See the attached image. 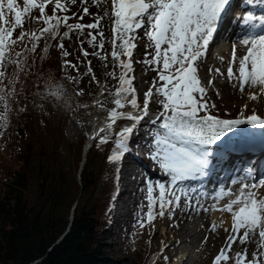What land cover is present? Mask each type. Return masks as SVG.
<instances>
[{
	"label": "snow or ice",
	"instance_id": "snow-or-ice-1",
	"mask_svg": "<svg viewBox=\"0 0 264 264\" xmlns=\"http://www.w3.org/2000/svg\"><path fill=\"white\" fill-rule=\"evenodd\" d=\"M101 0H93L97 6ZM107 2V0H105ZM76 0H0V80L5 76L3 69L7 63L19 64L16 59L21 53L15 52V46L24 42L26 38L31 42L29 51L35 52L43 38L57 40V47L62 55L69 53L64 48V40L71 39L73 33L84 35V30L99 29L104 18L94 15L90 24L79 22L69 23L76 17L58 15L68 13L70 5ZM53 5V14H47L48 5ZM111 13L105 16L111 19L112 45L111 57L115 67L120 69L117 77L115 71L108 73L118 79V86L113 96V108L110 109L109 123L100 128L91 138L100 137L99 144L113 143L109 162L119 165L124 156L131 151L129 142L132 135L145 117L149 116V104L154 103L157 109L155 119L150 123L157 125L152 133L153 142L150 158L169 180L153 182L148 180L145 188L147 212L143 213L139 226L145 227L157 217H163L166 212L173 215L176 208L184 205L188 208L200 205V198H210L216 203L211 210L229 213L231 215V230L226 237V247L214 258V264H264V174L259 173L253 161H249L242 168L227 171L224 180L216 186L212 193L203 190L202 186L186 184L188 181H201L214 172L224 170L229 159V151H238L235 147L226 150L213 151L212 146L223 142L229 133L242 125L264 129V117L253 112L245 116L241 111L239 118L227 119L213 114L216 104L208 97L209 90H214L217 97L221 95L216 87L214 78L203 83L199 72L202 64L208 58L209 45L217 37L219 30L229 24L237 25L242 35L233 43L231 57L227 61L226 72L220 68H209L217 77L226 80L227 84L241 95L246 88L251 90L248 98L259 101L264 98V0H110ZM247 6L259 7L260 13L244 10L237 13V8L246 9ZM38 10L40 15L32 17V12ZM85 15L88 9H83ZM33 19L42 23L44 27L37 31L24 30L26 19ZM79 19H83L80 16ZM61 27L67 30L60 32ZM20 29V34L14 38V33ZM139 30H143L151 52L146 56L151 59L141 61L150 70L157 72L149 90L144 93L143 106L137 97L133 85L134 72L133 53L137 47ZM99 37V40L97 39ZM87 43L93 48L104 49L105 40L102 30L93 34L88 32ZM51 45L43 49L47 54ZM237 47L244 50L242 56H237ZM83 50V41H81ZM87 57L89 53L83 51ZM101 60L107 56L93 53ZM221 63L224 58L219 57ZM91 65V62H88ZM76 68L75 64L65 62V67ZM88 72L95 79L89 66ZM3 90H0L2 92ZM54 97L62 96V86L50 93ZM82 94V93H78ZM5 99L0 94V101ZM100 107H104L97 101ZM130 106L135 112H124L120 109ZM247 108V105H245ZM4 117H0L3 119ZM128 120L132 123L122 127L116 133L114 125L117 121ZM103 133L101 136L100 134ZM115 135V139L113 136ZM239 185V188L233 186ZM227 201L220 204L221 201ZM195 202V204H194ZM203 207V205H200ZM208 211L209 209H204ZM219 226L213 225L212 231ZM258 237V240L256 238ZM256 240L258 249L249 256L247 248L235 252L232 256L234 244L245 245ZM165 259H167L165 257Z\"/></svg>",
	"mask_w": 264,
	"mask_h": 264
},
{
	"label": "trees",
	"instance_id": "trees-1",
	"mask_svg": "<svg viewBox=\"0 0 264 264\" xmlns=\"http://www.w3.org/2000/svg\"><path fill=\"white\" fill-rule=\"evenodd\" d=\"M30 48L28 38L15 46L20 63H7L0 80V264H120L111 237L120 235L113 214L123 163H110L113 143L97 138L81 166L87 130L74 142L66 126L94 97L73 88L53 40ZM60 86L61 97L50 94ZM150 251L146 244L138 264Z\"/></svg>",
	"mask_w": 264,
	"mask_h": 264
},
{
	"label": "rangeland",
	"instance_id": "rangeland-1",
	"mask_svg": "<svg viewBox=\"0 0 264 264\" xmlns=\"http://www.w3.org/2000/svg\"><path fill=\"white\" fill-rule=\"evenodd\" d=\"M21 6H22V0H19ZM105 5V7H103ZM88 9V13L92 12L93 10H99L100 8H106V11L108 13H111V4L110 0H101L99 5L93 3V0H76L75 4L70 5V11L68 13H58V15H68L72 16L73 13H76V17L69 20V23H82V24H90L95 22L92 18H88L84 12V8ZM47 14L52 15L53 14V5H48ZM105 14V13H104ZM40 13L38 10H34L32 12V17L39 16ZM80 16H83V19H79ZM104 17L100 25L103 26L102 29H85L83 36H78L76 33H73L71 36V39L64 40V48L69 53L67 57L63 56V63H64V73L67 77H69L72 80L73 88L79 92L82 93V95H92L94 99H98L100 97L101 104L104 105V107H101L99 110V115L102 117L109 118L110 115V109L113 108V96L109 95L110 92H114L116 87L118 86V79H115L108 75V73L115 71L117 74V77L120 74V69L115 67L112 63V57H111V51H112V45L110 43V40L112 38V32H111V26L112 22L111 19L108 16L103 15ZM40 24L42 23H36L33 19H26L24 24V30L26 29H39ZM101 26V27H102ZM67 29L64 27H61L60 32L63 33ZM102 30L104 32V40L105 45L104 49L101 53H99V48H93L90 44L87 43L88 39V32L91 31L93 34H95L97 31ZM20 29L18 28L16 32L14 33V38L20 34ZM234 38L238 39L240 35L234 34ZM98 39V37H97ZM55 44L58 45L59 39L53 40ZM81 41H83V50L81 49ZM137 44L141 47L140 49H135V56L134 58H140L142 56H146V52H151V48H147L148 41L146 37L143 35V30H139L138 32V39L136 40ZM99 49V51H98ZM83 51H87L90 54L93 55V53H99L100 56H107V60H101L98 58V56L93 55V61L92 58L89 59V55L85 57L83 55ZM229 56V53L227 54ZM146 59H151V56H148ZM214 57L207 58L204 63L208 64L210 63ZM145 60V59H143ZM141 60V61H143ZM70 62V64H75L76 68H72L71 66L65 67V62ZM94 62L96 64L95 71L93 72V66L92 63L89 65L88 62ZM139 61V64L133 65V68H136L135 72L133 74H129L130 76H134L135 79L133 82H138V84L134 87L136 88V94L137 97L141 101V105L143 106V96L144 93L147 91L145 90L146 85H152L153 81L152 79L157 78V72L150 70L149 67ZM85 65V66H84ZM89 66L92 69V73L95 76V79L92 78V74L88 72ZM226 66L227 64L222 63L220 64V69L224 70L226 72ZM213 69V68H212ZM209 68H200V74L203 77L210 78L211 73L208 71ZM144 75L152 76V79L150 81L145 82V84L140 83L141 77ZM155 76V77H154ZM207 79V80H208ZM226 82L225 79L218 77L217 81L219 82ZM218 84V83H217ZM227 85V84H226ZM226 87V86H225ZM139 89V90H137ZM228 90L230 93H238V90H235L231 88L230 86L225 88V90ZM142 94H140V92ZM210 92H215L214 90H211ZM259 104V111H264V98H262L261 101L257 102ZM154 103L149 104V109H154L156 107L153 106ZM155 105V104H154ZM245 105L247 107H250V103L247 104H241L239 107L240 109H245ZM157 106V105H156ZM128 108H130L126 112H131L133 109L130 106H126L123 109H120V111H125ZM158 109V108H156ZM80 111H83L84 119L81 124L77 121V115ZM93 107L92 104L90 106H81L79 109L75 110L73 114L70 116V120L67 123L66 126V132L68 134V137L70 140L74 142H79L81 138L83 137V130L86 129V136L88 135L89 131L92 129L94 132V128L92 127V120L93 115L95 111L92 113ZM255 111V110H253ZM213 114L218 115L220 117H227V116H221L222 112L212 110ZM252 110L248 112L250 114ZM235 113L234 115H236ZM144 124V123H143ZM78 125V126H77ZM130 125V122L123 121V122H116L114 125L117 132H119L122 127ZM148 125V126H147ZM150 125V126H149ZM142 126V125H141ZM140 126V127H141ZM76 128V129H75ZM75 129V130H74ZM149 129V130H146ZM156 130L155 125L152 127L151 124H144L143 125V132H147L149 135L152 134V131ZM19 134H23L22 128L18 129ZM138 131V130H137ZM136 136L135 134H133ZM138 135V134H137ZM100 139L99 136L96 137V139ZM21 139V137H20ZM20 139H17L15 141V146L19 145ZM129 142V146H131ZM85 145V144H84ZM152 145V142L150 143V146ZM151 152V151H150ZM129 152L124 156L121 163H123L120 175H119V183L117 185V198L116 201L117 209L114 211L113 218H114V228H118L120 231V235H117L116 237L112 238V247L114 250L119 251V254L121 256V263L120 264H138V259L141 258V254L144 253L145 245L148 244L152 251L149 253L148 262L145 264H150L153 257L159 252V249L164 244V248H167L170 243L172 242L171 238V232L175 233L179 228V225L177 223V215H176V209L173 215H169L168 212L165 213L163 217H157L152 223L146 224L145 227L139 226V221L143 213L147 212V200L145 195V188L146 183L148 180H151L153 182H163L165 184L168 183L169 178L164 175L159 168V166L151 160L150 155H147L144 162L147 163L149 169L145 164L144 166H136L134 163H127ZM84 156V154H83ZM70 158H72L71 155H69ZM83 161L81 162V164ZM158 168L157 171L152 168ZM154 173V174H152ZM163 179V180H162ZM127 185V193L123 195V199H120L118 197L119 188L125 189ZM105 185L101 182L100 186L97 190V195L100 194L102 190H105ZM134 189V192L131 193V191ZM122 198V197H121ZM216 203V202H215ZM76 204V203H75ZM212 203L211 205H213ZM207 207H204L203 209H194L193 211L190 210V208H184V217L189 218L188 219V227L190 228V234L187 235V238H189V242L186 244L187 249L191 252V260L189 264H214L213 255L218 254L217 248L212 251V253L208 257H205L202 253L203 249L205 248L204 244L208 242L212 238V234L218 232L219 228L214 232L212 231L213 222H212V212L213 210L205 211ZM208 209V208H207ZM120 211H123L120 213ZM192 211V212H191ZM199 211V212H198ZM201 212V213H200ZM194 213V214H193ZM197 215H196V214ZM200 213V214H199ZM222 213V212H221ZM204 215L209 216L210 222L208 223V226H206V229L201 230V218ZM225 215V217H230L231 215L229 213H222ZM188 215V216H187ZM196 216V217H195ZM198 218V219H197ZM195 219V220H194ZM197 220V221H196ZM199 221V223H198ZM205 226V225H204ZM158 231L159 236L162 233H165V238L163 240H156L153 236L154 232ZM122 233V234H121ZM167 246V247H166ZM254 247L250 246V244L240 245L239 242L233 245L232 251L240 252L243 251L244 248H247L249 256H251V253L256 251L258 249V246L253 245ZM207 247V245H206ZM127 249V251H125ZM233 252L229 254L230 256L233 255ZM118 253V252H116ZM165 257L167 259H165ZM177 259V258H176ZM176 259H171V255L168 253L161 254V256L156 260V264H176ZM231 264V261L229 262Z\"/></svg>",
	"mask_w": 264,
	"mask_h": 264
},
{
	"label": "bare ground",
	"instance_id": "bare-ground-1",
	"mask_svg": "<svg viewBox=\"0 0 264 264\" xmlns=\"http://www.w3.org/2000/svg\"><path fill=\"white\" fill-rule=\"evenodd\" d=\"M103 7H105V5H103ZM105 12H106V8H100L99 10L96 9V10H93L92 12H89L86 16L88 18H90V19L92 18L94 20V15L93 14H96V15H99V16H103ZM101 26L102 25L99 26L100 29L103 28V26L102 27ZM98 40H99V37H98ZM236 40L237 39H231L230 42H229V44H228V49H225L224 50L223 55H225V57H224V61H225L224 63L225 64H227V61L231 57L232 46H233V43ZM136 44H137V42H136ZM141 47H143V46H140V45L137 44L136 49H140ZM98 51H99V49H98ZM102 51L103 50H100L99 53H101ZM228 53H229V56H227ZM243 54H244V50L242 48H240V47H237V56H242ZM135 55L136 54H135V50H134L133 57H132L133 65H137V63L139 64V61H141L143 59H146L148 57V56H142L140 58L135 59L134 58ZM91 58L93 60V55L92 54L89 55V59H91ZM93 61L91 63H92L93 72H94L95 71V68H96V64L94 63L95 61L94 62ZM220 64H222V63H221L220 59L217 57V58H215L214 60H212L208 64L203 63L202 66H201V68L205 67V68H213V69H215L217 67L219 68L220 67ZM135 70H136V68H134V72H135ZM221 71H224V70L221 69ZM133 73H131V74H133ZM199 75H200V78H201L202 82H204L206 84L209 79L206 78V77L201 76L200 73H199ZM210 78H214L215 79L216 87L219 88L221 95L219 97H217V95L215 94V92L214 93L213 92H210L211 91V89H210L209 92H208V97L207 98L211 102H214L216 104V108L213 109V110L222 112V115L221 116L224 115V116H227V117H224V118H233V119H236V118H239V115H240L241 111L244 112V115L245 116H248V115L252 114L255 111H256L255 113L264 114V111L262 113L261 112H258L259 111L258 109L260 108L259 107V104L257 103L258 101H251V100H249L248 95H249V92L251 90H249V89L246 88L245 93L243 95H241L239 92L238 93H230L227 89L225 90V88L229 87V85L227 84V82H225V81L224 82H221L220 80L218 82L217 81V78L218 77L216 76V74H215L214 71L211 73ZM151 79H152V76L144 75V76L141 77L140 83L145 84V82L150 81ZM153 80H155V79L153 78L152 81ZM137 84H138V82H133V85L136 86ZM150 87H151V85H146L145 86V90L148 91ZM137 90H139V89H137ZM139 92H140V94H142L141 91H139ZM261 100H262V98L259 101H261ZM97 101H100L101 102L100 97H98ZM245 103H247V104L250 103V107H247L245 109L244 108L243 109H240L239 106L241 104H245ZM153 106L156 107V108H159L160 107L159 105L156 106V104L155 105L153 104ZM100 108L101 107L97 104V107L95 109V113L93 115V120H92V127L94 128V132L92 131L93 135L100 128H103L107 123L110 122L109 121V118L102 117V116L99 115ZM250 110H252V112L250 114H248V112ZM253 110H255V111H253ZM131 112L134 113L135 110L133 109ZM235 113H237V114L234 115ZM84 114L85 113L83 111H80L78 113V115H77L76 118H77V121H78L79 124H81L83 122ZM143 123L144 124H149L147 122H142L141 121L140 125L137 127L136 130H139L140 129V126L141 125L142 126L144 125ZM157 125H158V123H157ZM157 125H155L156 128H157ZM151 126L153 127L154 125L151 124ZM247 129H248L247 126H243L242 129L239 131V134L246 133L247 132L246 131ZM146 130H149V129H146ZM155 131L156 130L152 131V133H154ZM144 133H146V136L148 138L147 141L149 143L153 142V136H152V134L149 135L147 132H144ZM141 135L142 134H140V133H138V135H136V136L132 135L130 141L132 143H136V141L138 140V137H141L142 138ZM246 158H249V156H247ZM261 162L264 163V158L261 160ZM152 169H154V173H155V170L157 171L158 168L154 167ZM235 169L236 168H234L233 171H235ZM154 173H152V174H154ZM185 183L187 184V183H189V181L188 182H185ZM233 187H234V190H235V188H239V185H236V186H233ZM260 193H261V195H264V189H260ZM206 199H210V198H206ZM207 202H209V201H206L203 205H206ZM226 202H227L226 200L225 201H221L220 204L222 205L223 203H226ZM184 208H186V206L184 205L183 198H182V200H181V206L179 208H176V210H177L176 211L177 212L176 213V215H177V223L176 224L179 225V227H178L179 229L175 233L172 230V232H171L172 233L171 234L172 242L170 243V245L168 247L166 246L167 248H164V244H165L164 243L162 245V247L159 249V252L153 257V259H152V261H151L150 264H156V260L161 256V254H164V253L170 254L171 255V259H173V258L176 259L177 258L176 259V262H177L176 264H189V262L191 260V252L189 251V249H187V245L186 244L190 240L189 238H187V235L190 234V228L188 227V219L189 218H185L184 217V214H183V213H185L184 212L185 211ZM210 208H211V206L208 209L211 210ZM190 210L193 211L194 209H192V207H191ZM212 213H213L212 214V218H211L212 219V222H213L214 225L219 226L218 227L219 230H218V232L213 233L212 234V238L208 242H206L204 244L205 248L203 249L202 253H203V255L205 257H208V254L210 255L212 253V251L215 250L216 248H217V250L219 249L217 251V253L219 254V252L221 251V249L224 248V247H226L225 241H226V237L228 236V232H226L224 229L227 228V229L231 230V227H232V220H231L230 217H227V216L225 217L224 214H222L220 211H216V210H213ZM209 222H210L209 216L208 215L206 216V215L203 214V216L201 218V230L206 229V226H208V223ZM198 223H199V221H198ZM153 236H154V238L156 240H160V238H161V241H162L163 238H165V233H162L159 236V232L158 231H155L154 234H153ZM256 240H258V237L256 238ZM256 240H253L252 242H250L249 243L250 246H252V247H254L253 245L258 246ZM206 245H207V247H206ZM218 254L213 255V260H214V258ZM233 254H234V252H233Z\"/></svg>",
	"mask_w": 264,
	"mask_h": 264
},
{
	"label": "water",
	"instance_id": "water-1",
	"mask_svg": "<svg viewBox=\"0 0 264 264\" xmlns=\"http://www.w3.org/2000/svg\"><path fill=\"white\" fill-rule=\"evenodd\" d=\"M92 106H93V111H92V113L95 111V109H96V107H97V101H94L93 103H92ZM93 136V133H92V129H91V131L89 132V134H88V136H87V138H86V142H85V146H84V159L86 158V156H85V152H86V150H87V148L92 144V142L94 141V139L93 138H91Z\"/></svg>",
	"mask_w": 264,
	"mask_h": 264
}]
</instances>
